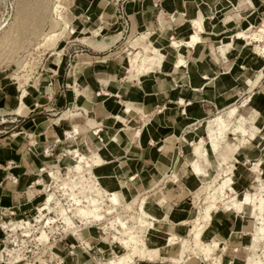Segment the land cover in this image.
<instances>
[{
  "label": "crops",
  "instance_id": "1",
  "mask_svg": "<svg viewBox=\"0 0 264 264\" xmlns=\"http://www.w3.org/2000/svg\"><path fill=\"white\" fill-rule=\"evenodd\" d=\"M124 1L122 8L130 23V38L141 33L137 32L139 28L146 29L142 32L149 35L155 34L151 43L164 54L163 60L155 64L152 71L138 77H131L127 71V75L121 76V56L107 52L121 40L115 24L122 16L118 1L69 0L70 13L75 17V39L88 33L85 37L94 45L80 42L84 47L76 49L79 53L75 54L77 60L72 66V75H76L82 98L75 101L71 91L65 96L68 104L75 103V108L83 109L85 114L72 112L70 108L64 110L76 113L75 117L67 119L61 115L56 121H50L38 135V118L28 121H34L28 126H34L33 136L46 134L49 137L47 147L53 148L52 154L59 157L57 160L46 158L42 153L44 141L38 143L35 140V145H31L20 135L22 128L14 126L0 135V212L6 219L25 217L37 196H29L32 192H26L28 182L41 171L55 167V162L60 167L69 166L70 160L76 158L75 151L69 153L67 150L69 145L77 146L82 152L89 150L86 147L88 137L95 139L92 142L96 147L92 152H99L102 145L110 153L103 155L101 164L92 165L102 187L108 191L115 189L113 177L108 173L118 163L120 178L117 183L124 200L140 192L141 196L146 195L145 209L156 208L160 221H155L154 228L148 230L147 239L149 245L162 250L167 233L181 235L186 231L182 223L162 219L170 216L179 219L180 213L192 208L186 200L193 203V197L185 189V181L192 176L190 160L195 158L192 143L196 144L200 138L204 141L206 153L197 158L199 166L208 173L212 166L216 167L213 174H199L201 181L233 163L231 177L238 199L246 191L253 192L260 182L264 183V65L259 69V63L256 65L253 57L255 51L258 52L257 40L247 39L254 32L246 33L252 26L264 22L258 15L264 0ZM194 18L202 19L203 31L199 33L201 42L191 46L187 41L194 33ZM95 30H99L96 35ZM237 32L248 36L240 40ZM173 41L177 45L173 46ZM248 44H253L255 51ZM181 58L184 61L179 64ZM59 67L56 61L52 68L58 71ZM73 81L69 85L74 84ZM242 96L245 97L240 101ZM16 100L14 93L3 91L0 107L18 115L19 98L18 102ZM126 106H129V114L123 111ZM241 108L243 112H240ZM122 113L131 116L128 126L119 121L124 118ZM223 115H229L228 119L221 121ZM213 118L216 119L208 131L209 121ZM116 134L120 138L114 142L111 137ZM187 134L190 138L193 136L192 139H185ZM229 134L235 137L229 140ZM96 135H108L109 140L102 143ZM56 138L59 143L70 138L73 142L59 145ZM81 139L84 143H80ZM176 149L179 153L174 159ZM256 162L261 163L258 180L255 178L257 172L251 169ZM168 168L176 181L160 177ZM11 175L16 180L12 181ZM190 188L194 189L193 186ZM162 195L164 201L160 202ZM252 210V206L244 204L241 209L220 205L212 211L205 231L208 235L204 236L211 241L217 240L220 249L225 248L222 250L223 262L239 263L235 248L241 250L244 246L245 229L243 219L238 221L236 216L246 212L249 215ZM235 231L238 235L231 237ZM247 233L251 235L250 231ZM169 250L170 245L164 255ZM228 251L233 253L232 256L226 255ZM158 260H137L135 264H155Z\"/></svg>",
  "mask_w": 264,
  "mask_h": 264
},
{
  "label": "rangeland",
  "instance_id": "2",
  "mask_svg": "<svg viewBox=\"0 0 264 264\" xmlns=\"http://www.w3.org/2000/svg\"><path fill=\"white\" fill-rule=\"evenodd\" d=\"M117 1L120 8L119 13L122 17L118 20V23L115 24L118 26L117 32L120 33L121 40L107 52H115L117 55L121 56L119 62L123 65L122 67H124V60L133 57L136 54L135 52L141 50L143 45H148L147 42L150 47L154 46L151 41L155 34L150 33L149 35L146 32H142L146 31V29L139 28V31L137 32H141L142 34L139 33L135 36H148L142 38L138 42H132V39L135 36L130 38L132 34V31H130V23L129 21H127V23L125 22L126 15L123 14L124 11L122 6L125 1ZM60 14L62 15V18L68 21V25L63 30L62 34L53 40L51 39L53 34L61 30L64 26ZM258 15L261 16L260 20H264V6L261 7V11ZM74 23L75 17L70 13L69 0H0V95L3 91H9L16 95L17 102L19 98L20 103V106L17 109V112L19 113L18 115L11 113L10 110L0 107V135L4 134L5 131L10 130L14 126H16V129L22 128L21 131H23V135H20L25 137L29 143L31 142V145H35L36 141L38 143H41V141L45 142L42 153L45 154L46 158L53 157V160H57L59 157L44 151L48 146V140H46L48 136L46 134H41L38 137L30 134L28 135V132L33 131L34 128V126L28 127L30 124H33L34 121H28L33 118H38L36 122L38 126L36 134L38 135V132H44L50 121H56L61 115L62 117H67V119L68 117H75L76 113H71L70 110H64L70 108L72 112L77 111L79 113L80 111L75 109V103L68 104V102L65 101V96L71 91L75 101L82 98V94L76 86V75H72V66L73 62L76 63L77 60L75 54L79 53L76 49H78V47H84V44L83 46H80V42L91 46L94 45L88 40V37H85L89 36L88 33L81 35L84 37L79 40L75 39L76 26ZM262 26H264L263 23L259 26L254 25L246 33L257 32ZM71 29H73V32ZM98 31H93L94 35L98 34ZM259 33H261V38H255L253 40H257L255 41L256 44L264 45V32ZM247 46L254 50L253 44H248ZM156 51L161 55H159V60L156 59L152 64L149 62L152 68L155 64L162 61L164 57L159 49H156ZM128 52L130 53L128 54ZM147 53L149 54L150 52ZM253 57L256 65L259 63L258 68L260 69L264 65V53L259 54L255 51ZM56 61L60 65L58 71L52 68ZM150 64L148 66H150ZM253 69L255 70L256 67H253ZM122 70L121 76L127 75V72L132 74L131 77H134L135 75L138 77L140 74L146 73L142 72L136 74L133 69H130L131 71H129L122 68ZM133 73H135V75ZM68 77L69 82H67ZM73 79L74 84L69 85ZM262 79H264V77ZM245 96H242L240 101L243 100ZM22 97H24L23 104L21 102ZM240 101H238V103ZM233 106L237 107V105ZM240 110V112H243L242 108ZM79 114L82 115L83 112H80ZM129 117L131 116L129 115ZM129 117L126 118L127 126L128 121L130 120ZM133 132H135V130H133ZM48 133L49 131H47V134ZM31 134H33V132H31ZM96 137L97 140L102 143L109 140L108 135H101V137L96 135ZM234 137L235 136L232 134L228 135L229 140H232ZM111 138L113 141V135ZM58 139L59 138H56L55 141ZM61 139L62 137L60 138V141ZM72 139L73 138H70L60 143L58 140V143L59 145L70 144L73 142ZM185 139L191 138L188 137L187 134ZM93 140L95 139L86 138V147H88L89 150L84 151L86 156L81 162L80 167L74 168L72 172L68 171V167L76 165L78 163L77 161L80 159L79 156L83 154L82 151L76 149L77 146L69 145V153L76 151L73 153L76 158L70 160L69 166L60 167L57 165L58 162H55V168H47V171L45 172L41 171L34 177L33 181L28 182L29 185L26 186V192H32L29 196L33 194L37 196L32 200V206H29V211H27L28 214L25 217L22 216L6 219L0 212V264H104L109 258H113L114 252H123V249L118 244V240H115L114 238L115 236L120 235L115 230L118 223L116 221L115 226L113 227L111 226L110 221H114L117 213L121 218L129 219V225H136L130 215L138 216L140 203L142 202V199L145 198V204L146 195L141 196L139 192L138 195H134L131 199L126 200L129 204L127 206L129 207L124 206L125 203L120 206L110 207L106 204V199L109 194L105 192L101 195L102 198H98L96 192L95 195H91L94 197L95 202L104 214H100V216L97 217L94 214L86 215V213L82 211L84 207L81 202L75 203L77 201L75 198L85 200L83 194L90 195L88 190L89 186H92V188H97L98 186V188H102V185L93 172L92 165H96L97 163L93 162L91 159L95 158L99 161V164H101L105 158L103 155L106 154L108 156L105 147L102 145L99 146V152H92L96 147L92 142ZM203 143L204 141L200 138L197 143L194 144L193 153L201 154L204 152ZM218 145L214 144V146ZM177 150L178 149H176L175 156L173 157L174 159L176 158V154L179 153ZM81 152L82 154H80ZM86 161L87 163L89 162L90 165H87ZM193 161L194 158L190 160L192 167ZM169 169L170 168L163 171L160 177L167 178V181L170 177H173L172 180H175L176 176L174 174H169ZM215 169L216 167L212 166V168L209 169V173H215ZM113 170V168L109 170L108 174H112ZM220 172L221 170L218 171L217 174L207 178V181H198L192 190L191 188L188 189L189 187L186 183L189 179L185 181V189H188V193L193 197V203L192 200H186V202H189V206H192L191 209H196L195 211H197L192 218L189 216L190 209L180 213L177 216L179 219L174 216L164 217L162 219L175 223H182L184 227H186V231H183L181 235L177 234L181 239H185L188 236H194V231L189 229L191 228L190 226L192 223L198 222L200 226L203 225V240L201 242L204 245L209 244L212 248L211 254L208 256L209 258H204L201 244L196 245L192 240L182 243L183 245H180V242L170 245L168 240L170 233H167L164 244L168 243V245H170V250L168 253H165L166 256L161 257L160 254L154 259L143 260L155 261L160 259L161 261H167L169 264H213L215 262H217V264H227L222 261V250L225 248L220 249L217 240L218 244L214 245L213 241L215 240H208L204 236L205 234L208 235L205 231L212 217H210L208 221H203L200 218V216L204 214L203 212L205 211L204 208L207 197H209L218 186V179L221 175ZM209 173L206 172L202 175L206 176ZM160 177H158V181L156 180L157 183L160 181ZM35 181L37 183L34 184ZM83 184H86L85 187L87 190L86 188H82ZM230 186L232 185L230 184ZM258 186H256L253 192L257 190ZM227 189L228 187L225 189V196L219 200L220 202L217 201V208L220 205H224L228 208L231 206H237L239 209H241L244 204L252 206L246 202L247 193L252 191H246L243 197L238 199L237 203L235 200H230L231 192L227 191ZM78 191L79 194L76 195V197H73V194ZM228 198L229 201L227 200ZM161 201H164V197H162ZM42 207H46V212L44 213V216L38 218L37 211ZM67 207L70 208L67 212L68 216L71 217L70 224H67L62 217V212H64L62 211V208ZM213 210H215V208L211 210V213ZM10 211L13 212L14 210L10 209ZM253 212L257 213L258 211L254 209L249 215L246 212L244 215L238 214L236 216L238 221L243 219L245 242L244 246L241 247V250L240 248H235V251H238L237 253L241 259L237 260L239 263L230 260L228 261V264H254V262H256V264H264V242L252 239L255 230L261 226L260 222L262 220L261 217L264 218V210L262 211L263 213L261 212L263 215L260 213V217L259 215L257 217L258 213L254 214ZM96 214L98 215L97 212ZM181 214H184V216L181 217ZM8 215L12 214L9 213ZM12 217L14 216L12 215ZM86 219H88V223L85 224L84 222H86ZM144 219H146L145 216ZM159 219L160 216L157 214L155 220H153V224L147 229L145 228L146 230L142 235L140 231L137 232V235L140 236L141 239L136 245H139L141 241H144V244L148 249L157 250V248H159L149 245L147 239L148 230L154 228L155 221H160ZM21 220L23 221L21 222ZM184 222L186 223L184 224ZM16 223L19 224L17 225ZM252 223L254 224L253 227L251 226ZM76 227H78L77 233H75V230L77 229H74ZM246 230L250 231L251 235L250 233H247ZM236 235H238V231L231 233V237ZM123 237L127 239L128 235L124 234ZM180 248L181 250H179ZM179 251H181V254H179ZM231 252H226V255L228 257L232 256L233 253ZM171 257L173 259H171ZM175 259H177V262L174 261ZM134 260L136 263V261L140 259L135 257ZM168 263L159 262V260L155 262V264Z\"/></svg>",
  "mask_w": 264,
  "mask_h": 264
},
{
  "label": "bare ground",
  "instance_id": "3",
  "mask_svg": "<svg viewBox=\"0 0 264 264\" xmlns=\"http://www.w3.org/2000/svg\"><path fill=\"white\" fill-rule=\"evenodd\" d=\"M61 2V1H59ZM199 12V11H198ZM61 18H62V15L60 14ZM62 22L64 24L63 28L57 32H55L52 36L51 39L55 40L57 37H59L63 30L66 28V26L68 25L67 21L62 18ZM192 22V21H191ZM193 27H194V33H192L190 39L187 41V43L191 46L195 45L196 43H199L200 39H199V33L201 31H203V22H202V19H197V18H194L193 19ZM263 25H264V22H263ZM264 26H262L261 29H259L257 32H254L252 35H247L246 33H241V32H237V38L239 37V39L241 40V37H247L248 36V39H260L261 37V33L259 32H264ZM71 31L73 32V29H71ZM142 34V33H140ZM148 35L146 36H135L133 39H132V42H138L139 40H141L142 38L144 37H147ZM239 40V41H240ZM201 42V41H200ZM148 45H143L141 50H138L136 51L135 55L133 57H130L128 59H125L124 61V70H129L131 71L130 69H133L135 70V73L136 74H140L142 72H150L151 69H152V62L155 61L156 59L159 60V55H161L160 53L158 54V52L156 51V47L154 46H149V43L147 42ZM173 46L174 45H177V43L175 41L172 42ZM238 46V45H237ZM258 46V45H257ZM256 50H258L259 53H264V45H259L258 47H256ZM147 52H150L149 54ZM130 52H128L129 54ZM153 54V55H152ZM162 56H164V54H162ZM127 58V57H126ZM183 59L181 58L179 60V64L180 63H183ZM151 62V64L149 63ZM150 64V66H148ZM154 65V64H153ZM135 73H133L135 75ZM132 76V74H131ZM134 77H137L136 75ZM222 77V76H221ZM219 79V78H218ZM220 81V80H219ZM231 87V86H230ZM25 92V91H24ZM24 97H22V104H23V99ZM129 106H126L125 110H123L124 112H127L129 111ZM232 111V110H231ZM123 112V113H124ZM121 115V117L123 116L124 118L119 120L121 121L120 123H124L123 125H125L127 123V119L129 116L128 115ZM230 115V113H229ZM229 115H223L222 117L224 118H221V121H225L228 119ZM216 118H213L209 121V126H208V131L210 129H212L211 125L214 124V120ZM242 120V118L240 119V121ZM77 129V128H75ZM96 129V128H95ZM95 131V130H94ZM74 132V131H73ZM78 132V131H77ZM17 133V132H16ZM69 133V132H68ZM209 133V132H208ZM23 135V134H22ZM32 135V134H31ZM69 135H72V134H69ZM27 136V135H26ZM193 137V136H192ZM191 137V139H192ZM81 138V137H80ZM119 137V134H116V135H113V141L116 142L118 140ZM245 139V138H244ZM30 140V139H29ZM75 140V139H74ZM213 139H211L212 141ZM247 140V139H246ZM31 141V140H30ZM34 141V140H32ZM81 142L84 143V140L81 139ZM31 143V142H30ZM79 145V144H78ZM193 145V148H194V144L192 143ZM77 149V148H76ZM68 151H70V149H67ZM75 150V149H74ZM105 150L107 151V154L108 156L110 155V153L108 152L107 148L105 147ZM219 150V149H218ZM80 151V150H79ZM78 151V152H79ZM76 152V151H75ZM132 152H135L134 150H132ZM194 152V150H193ZM176 153V152H175ZM206 153V150L204 149V152H202L201 154H195V158H194V161H193V167H192V171H191V174L192 176H190L189 178V181L186 182L187 183V186H193L198 182L200 181V179L198 178V175L199 174H204L206 173L207 171L206 170H203L199 164H198V157L202 156L203 154ZM82 154V152L80 153ZM74 155V154H73ZM78 155V154H77ZM85 152L83 151V154L80 157V159L77 161L78 163L76 165H74L73 167H68V171L69 172H72L74 168H78L81 166V162L83 161V159L85 158ZM134 156V155H133ZM91 160H93V162H96L97 164H99V161H97L95 158H92ZM87 163V161H86ZM55 164V163H54ZM261 163L260 162H256L254 163L252 166H251V169L253 171H256L257 174H256V179L258 180L259 179V165ZM58 165V164H57ZM87 165H90L89 162L87 163ZM233 168H234V165L233 163L227 165L225 168H222L221 169V172H220V178L218 179V186L214 189V192L212 194H210L209 197H207L206 199V202H205V211L203 212L204 214L202 216H200V218L203 220V221H208L209 218L211 217L210 216V213H211V210L213 208H217L216 207V203L217 201H219L220 199H222L224 196H225V189L226 187H228L227 191H230L231 192V199L230 200H235L237 203H238V198H237V191L235 189V187L233 186V183H232V173H233ZM250 168V167H249ZM43 169V167H42ZM113 173L110 174V176L113 177V185L115 187L114 190L112 191H108L107 189H105L104 187L102 188H92V186H89V193L90 195H87V194H83V199L81 198H78L75 200H77L75 203L77 202H81L82 206L84 207L83 208V212L86 213V215H90V214H94L95 216L99 217L100 214H104L100 208L98 207L97 203L95 202V199L94 197L91 195H95L96 192H97V197L98 198H102V194L103 193H108L109 196L107 197L106 199V204L110 207H113V206H120L122 204L125 203L124 206L126 207H129L127 205L128 202H126V200H124V197H123V194L119 191V185L117 183V180L120 178V170H119V164H115V166L113 167ZM251 170V172H252ZM155 174V173H154ZM248 175V174H247ZM173 177H170L168 180L169 181H176V180H172ZM158 181V180H157ZM207 181V180H206ZM65 183V182H64ZM95 184V183H94ZM230 184L232 186H230ZM86 184H83L82 185V188L85 189L86 187ZM189 189V188H188ZM87 190V188H86ZM228 193V192H227ZM72 194V193H71ZM79 194V191L74 193L73 194V197H76V195ZM163 196V195H162ZM229 196V195H228ZM164 197V196H163ZM74 200V199H73ZM162 200V197L160 199V201ZM229 201V198L227 199ZM144 201H145V198L142 199V202L140 203V207H139V214L138 216H134V215H130V217L135 221L136 225H129L128 223V220L129 219H123L120 217L119 214L116 213L115 215V219L114 221H110V224L111 226H115V223L117 221L118 225L117 227H115V230L118 232V234H120L119 236H115V240L117 239L118 240V244L120 245V247L123 249V252L119 253V252H114L113 253V258H109L106 262H104V264H133L135 263V257H138L140 260H143V259H154L157 257V255H160L161 257L162 256H165L164 255V251L167 250V247H168V243L166 244L167 246H164V248L161 250L160 248H157V250H153V249H148L146 247V245L144 244V241H141L139 245H136V243L139 242V240L141 239L140 236L137 235V232L140 231L141 232V235L142 233L149 227L153 224V220H155V217L157 216L158 212L156 210V208L152 209V210H145V207H144ZM225 201V200H224ZM220 202V201H219ZM218 202V203H219ZM231 202V201H230ZM246 202L249 203L250 205H252L255 210H257L258 214L257 213H254V214H257V217L259 215V217L261 215H263L262 211L264 210V183L263 182H260L259 183V186L257 188V190L255 192H250V193H247L246 195ZM257 202V203H256ZM74 203V204H75ZM223 203V202H222ZM70 204V202H69ZM240 204V203H239ZM255 204V205H254ZM62 206V205H61ZM81 207V206H80ZM131 207V206H130ZM45 208L46 207H42L40 208V210L37 211V217L40 218L42 216H44V213L46 212L45 211ZM228 208V207H226ZM63 209V210H62ZM61 210L64 211L62 212V217L65 219V222L68 224H70L71 222V217L68 216V210L70 209L69 207L67 208H62ZM253 209V210H254ZM196 209H191L190 210V218L193 217V215H195V213L197 211H195ZM235 210V209H234ZM252 210V211H253ZM79 211V210H78ZM91 212V213H90ZM96 212L98 213V215L96 214ZM262 212V213H261ZM261 213V215H260ZM144 216L146 217V219H144ZM149 217V218H148ZM255 217V216H254ZM149 219V220H148ZM261 226H259L254 234L252 235V239L254 240H260L262 242H264V218L261 217ZM88 219H86V222H84L85 224L88 223L87 221ZM184 220V219H183ZM186 220V219H185ZM23 220H21L22 222ZM182 221V220H181ZM193 221V220H192ZM260 221V220H259ZM183 222V221H182ZM186 222H184L185 224ZM17 224V223H16ZM19 224V223H18ZM17 224V225H18ZM250 226V225H249ZM251 226L253 227L254 224L252 223ZM191 230L194 231V236H188L187 238L185 239H181V237L179 238L178 235L176 233H170L169 234V237H168V240H169V244H173V243H178L180 242V245H183L182 243L188 241V240H192L194 241V243L197 245V244H201L203 250H202V253L204 255V258L205 259H208L209 255L211 254V251H212V248L209 246V244H206L204 245L201 241L203 240V236H202V228H203V225L200 226L198 224V222H194L192 223V225L190 226ZM78 227L74 228V229H77ZM146 228V229H145ZM11 230V229H10ZM78 229L75 230V233H77ZM124 234H127L128 235V238L125 239L123 237ZM114 236V235H112ZM214 245L218 244V242L215 240L213 241ZM181 250V248L179 249ZM163 251V252H162ZM179 254H181V251H179ZM215 258V257H214ZM213 258V259H214ZM165 259V258H164ZM171 259H173L171 257ZM217 259V258H216ZM218 260V259H217ZM172 261V260H171ZM174 261L177 262V259H175ZM217 264V262H215ZM213 263V264H215ZM234 263V262H233ZM211 264V263H210ZM232 264V263H231ZM254 264H256V262H254Z\"/></svg>",
  "mask_w": 264,
  "mask_h": 264
},
{
  "label": "built area",
  "instance_id": "4",
  "mask_svg": "<svg viewBox=\"0 0 264 264\" xmlns=\"http://www.w3.org/2000/svg\"><path fill=\"white\" fill-rule=\"evenodd\" d=\"M122 17V16H121ZM88 18V17H87ZM127 21H128V18H127V15H126V18H125V22L127 23ZM70 64V63H69ZM68 64V65H69ZM76 86H77V88H78V85L76 84ZM75 109H77V108H75ZM77 110H80L79 111V113L80 112H83V114H85V111L83 110V109H77ZM59 140V139H58ZM58 140L56 141V143H58ZM45 152H49V154H52V152H53V148L52 147H46L45 148V150H44ZM63 153H61V155H62ZM64 155V154H63ZM53 168H55V167H53ZM10 178H11V180L12 181H14V180H16V178H15V176H10ZM2 227V226H1Z\"/></svg>",
  "mask_w": 264,
  "mask_h": 264
}]
</instances>
